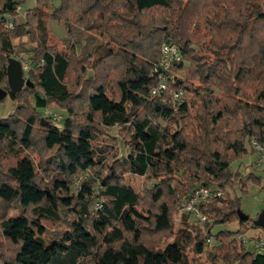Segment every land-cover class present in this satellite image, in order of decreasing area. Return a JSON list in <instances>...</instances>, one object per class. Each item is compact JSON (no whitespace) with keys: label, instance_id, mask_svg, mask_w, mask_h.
Listing matches in <instances>:
<instances>
[{"label":"trees","instance_id":"1","mask_svg":"<svg viewBox=\"0 0 264 264\" xmlns=\"http://www.w3.org/2000/svg\"><path fill=\"white\" fill-rule=\"evenodd\" d=\"M22 1L0 0V87L10 92L13 56L28 63L32 84L9 93L16 109L0 118V264H193L187 247L204 252L213 229L233 221L238 229L215 235L229 239L219 261L264 264L241 238L254 220L239 218L240 196L227 192L260 181L233 163L249 153L251 138L264 145V0H35L19 22ZM153 9L166 15L163 23L145 20ZM48 18L65 21L71 52L50 42ZM23 37L30 48L19 49ZM165 43L182 54L168 70L161 67ZM161 75L167 89L153 93ZM179 89L199 100L194 113L187 101L184 111L176 107ZM52 106L68 113L61 127L42 119L40 109ZM19 148L39 152V169L28 154L4 164ZM190 164L204 176L193 174L184 201L199 186L221 194L198 204L203 225L152 247L144 233L172 226L162 201L166 188L174 190L168 179ZM127 173L151 182L157 213L139 209L143 193ZM10 209L18 215L8 218Z\"/></svg>","mask_w":264,"mask_h":264},{"label":"rangeland","instance_id":"2","mask_svg":"<svg viewBox=\"0 0 264 264\" xmlns=\"http://www.w3.org/2000/svg\"><path fill=\"white\" fill-rule=\"evenodd\" d=\"M36 1L35 0H23L21 3V6L18 8L17 13V20L19 22H22L25 18L24 11L34 7ZM58 3V2H56ZM78 14V10H75L73 12V19H76ZM166 15L161 12L160 9H153L151 11L145 12V20L148 21H154L155 24H161L164 22V17ZM47 25H48V31L50 33V42L53 43L58 47L61 51L71 52L69 40L66 38V26L65 21H58L55 19L48 18L47 19ZM17 44H19V49H27L31 47V44L28 42L27 37H23L22 39H19L16 41ZM104 43H106L104 41ZM163 48V46H162ZM163 54V52H162ZM20 56L25 58L27 61L29 60V53H21ZM14 58L19 59V57ZM95 57V56H94ZM94 59V58H93ZM189 63V62H187ZM23 68H24V76L28 78L26 75L27 73V67L28 63L24 62ZM77 70H73L70 72L69 76L67 77L68 82H72L75 80ZM178 76H184V73L177 72ZM113 78V75H111V79ZM195 83L197 84L198 81L195 80ZM3 89H6L4 86L0 87ZM110 89H112V93H114L115 87L114 83L110 85ZM217 96L221 97L222 95L218 92ZM195 94L193 92L187 91L186 94V100H181L176 103V107L180 108L182 111H184L185 108V101H187L191 106V111L194 113L199 108V100L195 98ZM30 102H34L32 96L30 98ZM21 103V101L19 102ZM17 102L10 99V95L8 94L5 98L1 99L0 102V118L6 117L10 113L14 112L16 109ZM42 112V119L45 120V123H48L46 118H52L54 122L61 127L62 122L64 118L68 115L67 111L64 108H61L59 106H52L45 109H40ZM162 125H167L168 122L165 120H160ZM222 125V122L220 126ZM211 128L212 126L209 125ZM231 129V131L234 128V126H231L229 128H226L224 130ZM108 132L111 135H115V139L118 138V135L120 137V134L117 132L116 128H109ZM233 132V131H232ZM231 132V133H232ZM234 137V136H232ZM118 140V139H117ZM177 140V147L181 144V139L176 137ZM213 147H216V144H212ZM248 148V154L243 157L242 159H237L233 163V169L240 171L243 174L248 173L249 171H252L254 175L258 176L260 181L259 182H252L249 187L247 188V191H242L237 186H228L227 192L229 193L230 197H233L235 195L240 196V208L249 215V217L253 220H255L258 215L264 210V162L262 165L258 166L256 160H257V154L253 153L250 147V143H247ZM28 154L32 156L35 163L37 164V169H39V160H40V154L38 151L34 150H24L22 148H19L16 153H12L8 156L6 160H4V164H14L17 161L18 156ZM41 170V169H40ZM198 173V175L204 176V171L202 169H197L195 167V164H190L189 167L179 168L177 169L173 175L172 178L168 179L167 183H170L172 187L174 188L173 192H170L166 188V194L165 197L162 199V201L169 203L171 206V217H172V226L169 229L162 230V231H147L146 234L144 233V241L149 244L152 247L156 248H164L168 243L172 242L177 238V236L181 235V229H193L195 230V227L198 226V222L195 219V216L192 214H189L188 210L184 207L185 201L184 197V190L187 188L189 184L192 183L193 174ZM126 181L130 183L137 191L143 193V197L141 200V204L139 206V209L143 210L144 212L152 211V213L158 212V203H155L152 199L151 195L148 194V188L150 186L151 182H147L144 176L138 175V174H132L127 173L125 174ZM81 178H78L75 180V183L73 185V188H76L80 183ZM240 183H242V179L240 180ZM241 186V185H240ZM199 188V187H197ZM196 188V189H197ZM1 208V204H0ZM18 215V210L16 209H10L8 212V218L9 217H15ZM188 215V217H187ZM203 225V224H201ZM195 226V227H193ZM249 226V225H248ZM240 227L239 222L233 221L229 224H223V225H217L212 233L214 235V238H211V241L205 248V251L202 253H197L192 250V246H188L186 249V253L193 264H224L223 262L219 261L220 255L223 253V251L226 248V244L228 243L229 239H225L226 237L223 236L221 240L216 239L215 235H217L222 230H236ZM259 229L257 227H252L249 229V232L247 234L254 235L258 233ZM231 239V238H230ZM248 249L252 248V244L248 241L246 243Z\"/></svg>","mask_w":264,"mask_h":264},{"label":"built area","instance_id":"3","mask_svg":"<svg viewBox=\"0 0 264 264\" xmlns=\"http://www.w3.org/2000/svg\"><path fill=\"white\" fill-rule=\"evenodd\" d=\"M8 27H11L13 25L12 20H8L7 24ZM163 52V60L161 62V67H163L165 70H168L171 66V63L173 61H180L182 58V54L180 52V49L175 44L165 43L162 48ZM167 89V83L165 76H160V81L153 89V93H159ZM186 92L182 89H179L174 92L173 96L176 102H179L183 100L186 97ZM250 147L254 150L255 154H257V165L260 166L264 162V145L258 142L256 139L251 138L250 140ZM220 191H213L207 186H199V188L194 189L188 193L187 201L184 205V207L190 212L189 214H192L195 216L196 221L199 224H203L206 220V215L199 209L198 204L205 201L206 199L214 196H220ZM259 232L250 235V234H244L241 236L244 243H247L248 241L252 244V248L254 249L255 253L257 254H263L264 255V233ZM211 239H208L207 244Z\"/></svg>","mask_w":264,"mask_h":264},{"label":"water","instance_id":"4","mask_svg":"<svg viewBox=\"0 0 264 264\" xmlns=\"http://www.w3.org/2000/svg\"><path fill=\"white\" fill-rule=\"evenodd\" d=\"M8 86L10 92L16 94L21 91L25 85H32L30 79L24 76V68L20 59L11 57L7 65ZM7 89L0 88V99L5 98L9 93ZM238 215L241 220H248L249 215L241 208L238 210ZM257 227L264 229V210L253 221Z\"/></svg>","mask_w":264,"mask_h":264}]
</instances>
